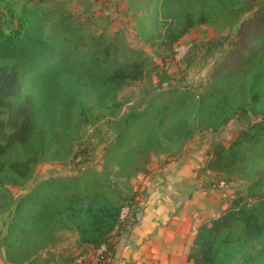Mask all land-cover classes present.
I'll list each match as a JSON object with an SVG mask.
<instances>
[{"label":"trees","instance_id":"trees-1","mask_svg":"<svg viewBox=\"0 0 264 264\" xmlns=\"http://www.w3.org/2000/svg\"><path fill=\"white\" fill-rule=\"evenodd\" d=\"M167 1L171 8L164 22L162 44L166 47L218 14L240 19L246 11L240 0ZM48 4L50 0H37L18 7L12 0H0V188L9 196L8 203L0 206V213L9 212L0 249L9 264H44L42 258L58 233L69 231L77 234L79 245L93 252L105 246L100 260L105 264L114 256V237L124 226L135 223L138 193L110 192L107 180H89L85 174L46 178L18 198L6 189V185L19 188L46 155L69 157L70 148L58 143L71 142L74 109H83L91 83L100 84L111 111L118 105L116 91L143 78L141 64L126 55L122 61L110 58L102 39L84 53L72 51V41L64 31L70 34L77 29L67 19L60 22L64 27L61 34L48 35ZM69 69L75 72L74 78L61 81L60 76ZM28 77L35 90L25 93L23 82ZM163 83L161 79L159 93L147 106L123 116L114 141L106 148L107 154L121 156V162L126 156V164L119 162V166L120 171L128 170V179L148 173L149 156L163 151L162 140L184 141L199 131H218L235 117H244L249 126L228 148L215 144L204 169L222 172L261 152L264 0L240 21L229 48L208 77L207 90L188 96L187 92L163 89ZM188 98L193 99L192 106L187 104ZM174 102L180 106L179 114L164 126ZM259 183L255 181L246 196L235 198L227 210L199 226L188 263L264 264V196L253 193ZM124 209L130 214L127 223L122 221Z\"/></svg>","mask_w":264,"mask_h":264},{"label":"rangeland","instance_id":"rangeland-1","mask_svg":"<svg viewBox=\"0 0 264 264\" xmlns=\"http://www.w3.org/2000/svg\"><path fill=\"white\" fill-rule=\"evenodd\" d=\"M36 1L12 0L18 7ZM260 2L240 0L239 3L246 9L240 19L218 14L211 22L193 28L172 47H166L162 44L164 22L171 8L166 0H153L150 4L148 0H50L47 5L51 20L46 29L48 35L56 31L61 34L64 27L60 22L67 19L66 22L77 29L70 34L64 31V35L72 41V51L84 53L96 40L102 39L104 45H108L110 58L116 57L122 61L126 55L141 64L143 78L128 82L116 91L118 105L111 111L107 109H110V103L105 91L96 81L91 83L83 109L80 110L79 106L74 109L75 133L71 142L58 143L59 147L70 148L69 157L61 159L60 155H46L34 167L31 177L19 188L6 185V189L18 198L46 178L85 174L89 180H107L110 192L138 193L136 200L142 203L145 192L159 185L169 187L163 184L166 177L190 161L192 179L177 184L175 191L195 197L197 203L203 205L200 225L227 210L235 198L246 196L255 181L260 183L253 193L264 196V149L250 157L245 164L238 163L225 171L204 169L215 144L228 148L239 132L249 126L244 117L232 118L218 131L196 132L184 141L162 140L164 149L161 153L150 154L148 173L145 175L138 174L128 179V170L124 168L120 171L121 156L115 152H106V148L115 139L123 116L131 110H141L147 106L152 97L159 93L161 79L164 80L163 89L187 92L188 96L207 90L210 87L208 77L229 48L240 21L249 17ZM74 76L75 72L69 69L60 76V80H70ZM31 82L29 77L24 79L25 93L34 89ZM186 102L189 106L194 103L191 98ZM170 107L164 126H168L179 114V104L174 102ZM11 157L15 158V153ZM125 157H122L123 166L126 164ZM8 201V193L0 188V206ZM94 253L88 247L79 245L77 234L62 231L58 233L57 241L45 252L42 263L91 264ZM82 258L86 261H82Z\"/></svg>","mask_w":264,"mask_h":264},{"label":"crops","instance_id":"crops-1","mask_svg":"<svg viewBox=\"0 0 264 264\" xmlns=\"http://www.w3.org/2000/svg\"><path fill=\"white\" fill-rule=\"evenodd\" d=\"M192 179V164L187 162L159 185L144 193L138 205L133 226L127 225L114 237V256L105 264H188L187 255L193 247L201 224L202 204L195 197L175 191L179 183ZM8 214L0 215V235ZM130 219L128 210L122 221ZM0 264H9L0 249Z\"/></svg>","mask_w":264,"mask_h":264},{"label":"built area","instance_id":"built-area-1","mask_svg":"<svg viewBox=\"0 0 264 264\" xmlns=\"http://www.w3.org/2000/svg\"><path fill=\"white\" fill-rule=\"evenodd\" d=\"M105 251H106V247L105 246H101L98 250H96L95 253H94L93 260H92L91 264H100V260H101V258L103 256V253ZM82 261H86V260H84V258H82ZM85 264H90V263L88 262V263H85Z\"/></svg>","mask_w":264,"mask_h":264}]
</instances>
